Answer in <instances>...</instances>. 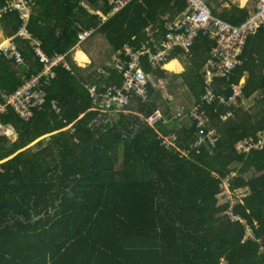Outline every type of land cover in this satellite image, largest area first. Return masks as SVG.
Segmentation results:
<instances>
[{
	"label": "trees",
	"instance_id": "1",
	"mask_svg": "<svg viewBox=\"0 0 264 264\" xmlns=\"http://www.w3.org/2000/svg\"><path fill=\"white\" fill-rule=\"evenodd\" d=\"M33 1L29 31L49 56L65 54L70 71L59 65L55 79L42 83L44 105L30 121L10 109L0 116V124L17 133L14 141L0 135V264H220L222 259L264 264V148L247 154L236 150L237 142L254 141L264 131V99L250 112L236 109L228 122L221 120L228 108L217 102L202 106L219 140L211 150H194L193 122L180 130L171 118L149 125L160 98L151 85L150 102L132 97L127 113L91 111V78L80 77L77 72L83 70L72 60L79 25L97 28L116 52L126 43L139 49L146 41L154 52L167 21L186 8L185 1L158 0L149 9L144 3L151 0H134L106 21L87 10L107 14L104 0ZM5 3L0 0V8ZM169 7L176 12L168 19L154 15L156 9ZM253 11L234 8L220 17L239 24ZM21 25L17 12H0L4 37L14 36ZM261 40L264 30L247 39L242 65L229 80L218 82L220 96L229 97L245 73L244 97L264 92L253 55ZM14 41L25 62L0 54V92L6 94L43 70L32 41L19 36ZM212 45L199 34L184 53L190 54V67L181 79L197 105L204 93L200 66ZM141 65L156 82L167 78L148 55ZM114 69L107 67L99 85L122 86L121 74ZM111 114H118L117 121ZM172 133L173 145L163 144L160 134ZM232 171L238 175L233 188L251 189L233 208L252 227L256 241L243 242L244 225L228 214L231 204L220 182Z\"/></svg>",
	"mask_w": 264,
	"mask_h": 264
},
{
	"label": "built area",
	"instance_id": "2",
	"mask_svg": "<svg viewBox=\"0 0 264 264\" xmlns=\"http://www.w3.org/2000/svg\"><path fill=\"white\" fill-rule=\"evenodd\" d=\"M110 11L117 13L134 0H106ZM186 8L177 19L166 23V33L159 46L153 52L149 42L146 41L141 48H133L128 43L118 51V57L114 59V67L121 74L122 86H106L101 88L89 87V95L93 100V110L102 113H117L127 109L131 98L136 97L144 102H148V87L150 76L147 75L141 65L142 57L148 55L149 62L155 69L162 67L172 56L175 49L188 53L194 39L200 34L210 39L213 43L210 53L205 59L202 67V77L205 86L201 103L214 104L219 102L228 108V112L221 116L223 122H228L235 116V110L239 108V101L242 97L240 85L233 86L232 94L220 96L213 91L214 82L220 79L229 80L233 72L241 64L240 56L246 45L247 39L264 29V0L259 1L256 9L239 24H233L215 16L204 0H184ZM17 12L22 25L18 32L12 37L0 40V54L18 64L24 63L25 58L19 50L15 36L24 37L32 41L33 49L43 70L31 79L26 80L12 94L0 92V116L4 115L8 109L12 110L19 118L30 121L37 110H41L44 105L45 94L40 90L42 83H48L56 77V67L63 65L70 71V65L65 54H55L49 56L42 47V42L33 38L29 31V24L34 12L33 0H6L5 5L0 8V12ZM92 29H83L77 35V43L80 44L93 34ZM124 56V58H122ZM264 76V70L262 72ZM260 98H264V93ZM54 109H59L54 104ZM183 111L174 117L181 120ZM181 116V117H180ZM157 116L151 117L149 121H156ZM188 120L195 124L197 130L192 149L201 146L212 149L219 140V133L212 126L211 118L204 113L201 106H196L187 113ZM0 128L2 125L0 124ZM163 144L172 146L174 136L163 138ZM211 147V148H210ZM264 148V131L256 134V139L240 140L236 144L239 153H249L251 150ZM185 152V151H184ZM237 172L233 171L227 177L221 179L220 188L229 200L231 206L228 214L233 221L239 220L244 225L243 242L246 240L256 241L252 227L244 219L234 214V205L241 202L250 193L249 186L233 188L232 184L237 177ZM218 177V176H217ZM220 264H229L227 259H222Z\"/></svg>",
	"mask_w": 264,
	"mask_h": 264
},
{
	"label": "crops",
	"instance_id": "3",
	"mask_svg": "<svg viewBox=\"0 0 264 264\" xmlns=\"http://www.w3.org/2000/svg\"><path fill=\"white\" fill-rule=\"evenodd\" d=\"M104 1L107 4V6L109 7L107 1L106 0H104ZM259 1H261V0H205V3L208 4L212 13L215 16L221 18L220 13H222L225 10L230 11L234 8H241V9L247 10V12H251L254 9H256ZM132 2H130V3H132ZM157 2H158V0H151V1H149V3H144V4L146 6H148L150 9L151 7H155L154 5L157 4ZM84 5L86 6V4H84ZM128 5H126L124 8H126ZM123 9H121L120 11H122ZM87 10H89L92 13L99 15L101 17L102 21H106L110 17L115 16L117 13L120 12L119 11L117 13H112L109 10V12L107 14H104L99 9H87ZM184 10L179 12L177 14V16H175L174 20L177 19V17L181 13H183ZM175 12H176L175 9L169 7L168 9H156L154 11V15L156 17L158 16L160 20L161 19L165 20V19H168L169 15H172ZM221 19H223V18H221ZM223 20H226V19H223ZM226 21H228V20H226ZM228 22H230V21H228ZM167 23H168V21H167ZM151 27L152 26L147 27L146 30L149 31V29H151ZM79 28H80L79 32L81 30H83L82 26H80V25H79ZM92 30L94 31L93 34L88 39H86L85 41H83L80 44H78L76 42L75 45L71 48L70 52H71L72 60L74 61V63H76V65L81 67V69L83 70L82 72H77V74L87 81H88V78L89 79L91 78L88 81L89 82L88 84L90 87L96 86L97 88H101L105 84L99 85L102 83V82H100V78L102 77V75H107V73H106L107 67H111V69H114V64H115L114 59L116 57H118V52L112 50L111 45L107 41L105 35L102 34L97 28L96 29L94 28ZM261 30H264V29H261ZM149 32H151V31H149ZM2 35L3 34L0 30V36H2ZM156 36H157V33L155 34V37ZM3 38H6V37H3ZM205 38H207V37H205ZM88 40H90L88 42V45H86L85 48H81L83 43H86ZM208 40L212 43V41L210 39H208ZM101 42L106 44L105 45L106 50H107L106 53H108V57L105 59V62L103 65H101L100 58L96 57V54H100V52H98L96 50H97L98 46L101 44ZM259 43H260L259 50L253 52L254 64L258 67L259 74H261V76L264 78V76L262 74V72L264 70V42L261 40V41H259ZM93 46H94L95 50L92 49ZM244 48H243V51H244ZM243 51L241 52V56H242ZM188 53H189V51H188ZM79 54H81L85 57V59H83L80 62L78 61V59H80ZM189 55H185L183 51H181L179 49H175V51L173 52V54L169 58V60L162 67H158V69L166 72L167 78L156 82V79L153 77V75L150 76L149 86L151 85L152 88H154V90L160 94V98L158 99V102H157L158 110L155 111L147 120L151 127H155L157 124H159L160 122H163V121H164V123H168V119L171 118L172 122H177V124H178L177 128H178V130H180V127L183 124L184 125H190L189 124L190 121L187 118V113L190 110H193V108H195L198 105L202 107L205 105L210 106V105L215 104V103L214 104L202 103V104H198V105L195 104L194 98H193L190 90L187 88L186 84L182 81L181 76L183 74H185L186 71H188L189 67H190V62L188 60ZM208 55H209V52L204 53L203 61H205V59H207ZM241 56H240V60H241L240 65H242V63H243ZM107 61H109L110 63L106 64ZM203 61H202V64L200 66V74H201L202 80H203L202 67H203V63H204ZM170 64H175L174 70L167 69V66ZM247 80H248V74L245 73L241 77L240 83L237 84V85H240V87L242 89V97L240 98L239 108H237V109H242L244 112H250L251 110H254L253 108L256 105V103L259 100L264 99V98H260V96H262L264 92H256L250 98L244 97L243 88H244ZM94 81L96 83H92ZM219 81L220 80H217L216 82H214V85H213V91H215L216 94L218 93L217 90L219 88L218 86L220 85V84H218ZM150 88L148 87V98H149L148 102H150ZM171 88L173 89L172 94H171ZM220 88H225V86L221 85ZM204 92H205V86H204ZM203 95H204V93H203ZM218 95H219V93H218ZM222 95L225 96L224 94H222ZM230 95H231V93H230ZM173 97H175V98L179 97L181 102H179L178 104H175V102H173V100H174ZM217 103H219V102H217ZM219 105L227 108V106L224 104L219 103ZM93 106H94V104H93V100H92L91 111H95V110H93ZM180 111H183V113H184L183 115L181 114V116H182L181 120L175 119L174 117ZM123 113H127V112L124 111ZM128 113L133 114L135 116L137 115V113H135V112H128ZM166 113H168L170 115V117L166 118L165 117ZM111 116H112V118L115 119V116H118V115H111ZM154 116L158 117L157 120L156 121H151V120L149 121V119L151 117H154ZM115 121H117V119H115ZM213 129H215V128H213ZM9 132H11V133L9 134ZM0 135H6L12 141H14L17 138V133L13 129H9L6 126H2V128H0ZM171 135L174 136V138L176 139L175 134H173V133L168 134L167 136L160 134L161 138H165V137H168Z\"/></svg>",
	"mask_w": 264,
	"mask_h": 264
},
{
	"label": "rangeland",
	"instance_id": "4",
	"mask_svg": "<svg viewBox=\"0 0 264 264\" xmlns=\"http://www.w3.org/2000/svg\"><path fill=\"white\" fill-rule=\"evenodd\" d=\"M34 7H35V4H34ZM1 38H0V40H2L3 39V35L2 36H0ZM90 40H88L86 43H83V45L81 46V48H85V46L86 45H88V42H89ZM106 44L105 43H103V42H101V44L98 46V48H97V50L96 51H98V52H100V54H96V57L97 58H100V62H101V65H103L104 64V62H105V59L108 57V53H106L107 52V50H106V46H105ZM93 50H95L94 49V46H93V48H92ZM77 58V57H76ZM79 61V60H78ZM80 62V61H79ZM82 63V62H81ZM107 63H110L109 61H107L106 62V64ZM101 74V73H100ZM173 93V89L171 88V94ZM174 98V100H173V102H175V104H178L179 102H181L180 101V99H179V97H173ZM172 113V112H171ZM170 113V114H171ZM111 115H118V114H111ZM110 115V116H111ZM112 117V116H111ZM115 119H118V116H115ZM11 132H9V134H10ZM10 139V138H9ZM250 188V187H249ZM251 190V189H250ZM226 199L227 200H229L227 197H226Z\"/></svg>",
	"mask_w": 264,
	"mask_h": 264
},
{
	"label": "bare ground",
	"instance_id": "5",
	"mask_svg": "<svg viewBox=\"0 0 264 264\" xmlns=\"http://www.w3.org/2000/svg\"><path fill=\"white\" fill-rule=\"evenodd\" d=\"M205 1V0H204ZM80 55V59H78L79 61H82L83 59H85V57L83 56V55H81V54H79ZM174 65L175 64H170V65H168L167 66V69H169V70H174ZM173 72V71H172Z\"/></svg>",
	"mask_w": 264,
	"mask_h": 264
},
{
	"label": "clouds",
	"instance_id": "6",
	"mask_svg": "<svg viewBox=\"0 0 264 264\" xmlns=\"http://www.w3.org/2000/svg\"><path fill=\"white\" fill-rule=\"evenodd\" d=\"M233 172V171H232Z\"/></svg>",
	"mask_w": 264,
	"mask_h": 264
}]
</instances>
